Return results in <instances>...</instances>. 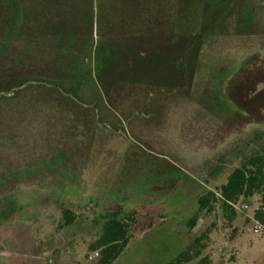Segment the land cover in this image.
Segmentation results:
<instances>
[{
  "label": "rangeland",
  "instance_id": "obj_1",
  "mask_svg": "<svg viewBox=\"0 0 264 264\" xmlns=\"http://www.w3.org/2000/svg\"><path fill=\"white\" fill-rule=\"evenodd\" d=\"M256 152L264 0H0L2 264H101L115 213L113 264H264L259 195L199 210Z\"/></svg>",
  "mask_w": 264,
  "mask_h": 264
},
{
  "label": "trees",
  "instance_id": "obj_2",
  "mask_svg": "<svg viewBox=\"0 0 264 264\" xmlns=\"http://www.w3.org/2000/svg\"><path fill=\"white\" fill-rule=\"evenodd\" d=\"M260 196V208L255 213L258 222L264 225V154L256 152L249 156L228 178L227 183L222 186L220 196L213 192L203 195L199 199V210H210L212 203L222 202L224 209L230 208L231 204L237 203L242 198L250 199ZM73 220H67L70 225ZM197 225V218H194L189 227L194 229ZM130 226L127 219H121L119 213H115L106 219L103 227L102 238L112 246L101 255V264H113L130 242ZM202 242V237L196 238L194 243L182 251L168 264H185L201 256L196 250V245ZM194 250L197 252L193 254ZM208 258H203L198 264H209ZM0 264H2L0 260Z\"/></svg>",
  "mask_w": 264,
  "mask_h": 264
}]
</instances>
